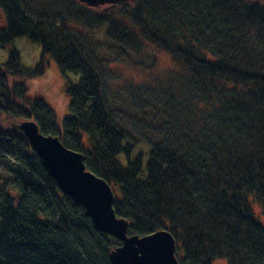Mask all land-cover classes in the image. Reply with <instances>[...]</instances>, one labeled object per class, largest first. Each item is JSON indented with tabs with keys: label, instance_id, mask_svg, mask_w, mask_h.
<instances>
[{
	"label": "trees",
	"instance_id": "16d2710c",
	"mask_svg": "<svg viewBox=\"0 0 264 264\" xmlns=\"http://www.w3.org/2000/svg\"><path fill=\"white\" fill-rule=\"evenodd\" d=\"M0 12V46L25 38L41 53L31 69L8 53L0 115L81 154L111 187L128 236L168 232L179 264H264V224L250 204L264 217V0H133L108 13L76 0H0ZM102 30L105 56L88 37ZM146 44L177 70L114 87L109 66ZM47 59L77 77L60 125L27 97ZM0 169V264H112L121 243L58 190L17 125L0 127Z\"/></svg>",
	"mask_w": 264,
	"mask_h": 264
},
{
	"label": "water",
	"instance_id": "95a60500",
	"mask_svg": "<svg viewBox=\"0 0 264 264\" xmlns=\"http://www.w3.org/2000/svg\"><path fill=\"white\" fill-rule=\"evenodd\" d=\"M77 1L91 8L106 3L103 0ZM17 128L58 190L84 209L97 231L121 243L110 254L112 264H179L175 241L168 232L157 231L143 237L127 235L128 223L113 210L115 196L111 187L86 169L81 154L65 148L57 137L40 134L33 122H23Z\"/></svg>",
	"mask_w": 264,
	"mask_h": 264
},
{
	"label": "rangeland",
	"instance_id": "374dc122",
	"mask_svg": "<svg viewBox=\"0 0 264 264\" xmlns=\"http://www.w3.org/2000/svg\"><path fill=\"white\" fill-rule=\"evenodd\" d=\"M77 1V0H76ZM257 1V0H249ZM78 2V1H77ZM133 0L128 1L125 7H87L94 13H102L109 11H117L121 8H130ZM79 3V2H78ZM119 19V18H118ZM122 21V19H119ZM5 27V21L2 13L0 12V28ZM89 39L93 45L99 46L100 50L103 51V55L107 52V42L103 38V30L101 32H93L88 34ZM145 52L139 57H128L125 62L119 65L111 64L108 68L112 74L113 86L121 87L126 84H134L142 86L150 83L153 79H159L164 77L170 72H175L177 68L165 53L157 51L152 46L146 44ZM11 50H16L20 58V64L24 68H34L39 61L40 48L38 45L30 43L25 38L17 39L13 44L7 46H0V66L5 62L8 53ZM77 80V77L66 74L61 75L58 71L56 64L51 60H46L42 75L31 79L27 82L28 91L27 97L29 99H40L43 100L55 113L56 122L60 125L63 118L69 115L70 97L66 93L68 84H73ZM132 114H129V119ZM23 123L20 120H9L5 116L0 115V127L3 129H9L13 125H20ZM84 141L86 137L84 136ZM8 174L0 169V189L9 184ZM252 210L258 219V221L264 224V217L261 215V209L250 203ZM212 264H226L223 260H216Z\"/></svg>",
	"mask_w": 264,
	"mask_h": 264
},
{
	"label": "flooded vegetation",
	"instance_id": "af4514ba",
	"mask_svg": "<svg viewBox=\"0 0 264 264\" xmlns=\"http://www.w3.org/2000/svg\"><path fill=\"white\" fill-rule=\"evenodd\" d=\"M104 4L99 5L98 7H102V6H107V7H116L118 6V8L120 7H125L128 3V1L130 0H103Z\"/></svg>",
	"mask_w": 264,
	"mask_h": 264
}]
</instances>
